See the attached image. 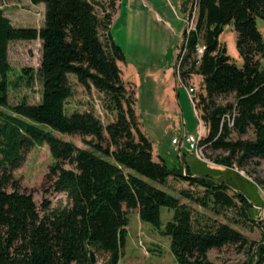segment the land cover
<instances>
[{
  "label": "trees",
  "instance_id": "obj_1",
  "mask_svg": "<svg viewBox=\"0 0 264 264\" xmlns=\"http://www.w3.org/2000/svg\"><path fill=\"white\" fill-rule=\"evenodd\" d=\"M31 1L45 3L42 28L14 26L0 6V264H95L97 251L108 254V264H118L129 213L137 210L142 221L161 228L164 206L175 210L164 233L171 237L178 264H216L209 257L212 249L244 248L249 240L243 232L204 213L196 217L193 207L138 176L162 183L180 176L204 189L197 196L182 190L204 209L215 214L236 209V222H255L242 192L231 194L224 181L193 176L188 166L186 175L178 174L163 159H154L153 142L140 127L135 92L122 77L124 50L110 30L118 0H108L102 14L94 0ZM193 9L195 25L183 32L177 74L184 85L194 74L202 77L196 97L208 129L202 144L225 151L216 163L243 167L264 158V37L257 26V18L264 19V0H195ZM230 23L238 33L242 66L220 41ZM37 39L42 42L39 69L24 67L18 80H12L10 43ZM200 45L205 46L201 55ZM70 74L85 89L103 94V106L116 113L115 121L105 126L94 110L66 113L74 94ZM36 77L42 84L40 101L10 105V87L23 78L31 85ZM230 95L233 101L215 99ZM47 127L81 135L91 148L61 139ZM251 128L255 136L244 137ZM44 143L55 159L47 182L52 190L66 193L69 204L52 209L46 200L41 214L33 193L21 190L14 170L34 145ZM67 163L73 167L66 168ZM253 260L264 264V240Z\"/></svg>",
  "mask_w": 264,
  "mask_h": 264
},
{
  "label": "rangeland",
  "instance_id": "obj_2",
  "mask_svg": "<svg viewBox=\"0 0 264 264\" xmlns=\"http://www.w3.org/2000/svg\"><path fill=\"white\" fill-rule=\"evenodd\" d=\"M124 1V0H123ZM134 2L133 0H131ZM187 0H137L138 4L129 5L126 0L113 17L110 27L115 42L124 50L126 60L120 62L122 77L127 87L135 92L136 111L140 120L141 130L153 142L154 159H163L166 165L176 173L186 175V168L193 176L209 175L214 181H224L229 186V193L242 192L251 203L250 213L255 222L248 224L236 222L239 218L236 209L224 210L215 214L198 205L193 199L182 194L188 190L197 195H203L204 189L194 185L180 176L171 175L164 183L138 176L152 186L161 189L179 199L180 203L190 205L195 210L196 217L206 214L216 222L228 223L243 232L249 243L242 249L235 245H227L222 249H212L209 257L216 264H255L253 260L256 250L264 240V158L249 160L240 167L233 165H213L216 158L225 155L223 150H215L205 146L204 157L197 156L196 151H189V144L183 140L181 147L173 144L174 138L181 140L184 135L198 136L200 123L196 108L188 94L187 86L196 88L197 97L202 92L201 76L194 74L188 78L186 85L180 82L177 74L178 55L186 27V16H192L195 0H188L186 13L182 9ZM97 11L102 14L108 0H94ZM135 3V2H134ZM0 6L16 27L42 28L45 24V3L34 4L31 0H0ZM132 9V11H131ZM196 20V19H195ZM195 24V23H194ZM257 26L264 37V19L257 18ZM190 27V26H189ZM188 29V28H187ZM238 33L233 23L225 26L220 41L226 45L232 60L242 66L243 57L237 48ZM42 57V42L37 40H15L9 45V59L13 70L12 80H18L24 67L39 69ZM74 94L66 103V113L94 110L105 126L115 121L116 113L107 111L103 104V94L95 88L87 90L78 82L75 74H70ZM42 94V84L36 77L29 85L27 78L10 87V105H15L26 99L30 103H38ZM218 103L233 101L234 96H217ZM9 110V109H6ZM201 116V108L198 107ZM207 133V125H205ZM51 132L64 140H70L82 148H91L84 142V137L78 134L62 133L51 127ZM204 130V131H205ZM251 128L246 138H253ZM235 137V135H234ZM90 139V136H86ZM258 161V164L256 163ZM55 159L47 143L34 145L26 154L19 168L14 170L21 190L31 192L43 214L42 203L46 200L50 207H64L69 204L67 194L56 192L50 188L46 175ZM216 163V162H215ZM66 168L73 165L67 163ZM9 187V190H12ZM175 210L162 207V227L155 228L151 223L144 222L137 210L129 213V224L125 245L118 264H178L171 249V237L164 233L166 225L173 220ZM109 256L104 251H97L95 264H108Z\"/></svg>",
  "mask_w": 264,
  "mask_h": 264
},
{
  "label": "built area",
  "instance_id": "obj_3",
  "mask_svg": "<svg viewBox=\"0 0 264 264\" xmlns=\"http://www.w3.org/2000/svg\"><path fill=\"white\" fill-rule=\"evenodd\" d=\"M195 11L192 12V16L190 17V15H187L186 16V27L188 28V30H190L191 28L194 27V23H195V18H196V9H194ZM190 26V27H189ZM205 49V46L204 45H200L198 46L197 50H198V53L201 55L203 53ZM177 70H178V66H177ZM187 91H188V94L196 108V112H197V115H198V119H199V123H200V128H199V132H198V136H195L194 134H189V135H184L183 138H181V140H178L176 138L173 139V143L174 144H179V147H181L182 145V142L183 140H185L186 143L189 144V151L190 152H193L194 150L196 151L197 153V156L201 159H205L207 160L205 157H204V154H203V151L202 149L205 147V144H202V140L204 139V137L206 136V132L204 131V127H205V123L204 121L202 120L200 114H199V111L196 107V104H197V95L195 94L196 93V88L194 86H187ZM209 163L213 164V165H218L217 163L215 162H212V161H209L207 160Z\"/></svg>",
  "mask_w": 264,
  "mask_h": 264
},
{
  "label": "crops",
  "instance_id": "obj_4",
  "mask_svg": "<svg viewBox=\"0 0 264 264\" xmlns=\"http://www.w3.org/2000/svg\"><path fill=\"white\" fill-rule=\"evenodd\" d=\"M125 1V0H124ZM123 0H118V5H117V10H116V12H115V14H114V16L116 15V13H119V10H120V8H121V5L123 6V4L125 3ZM134 2H132L131 0H126V6H127V9L129 10V5L130 6H132L133 4H138V2H137V0H133ZM186 2H188V0L187 1H185L184 3H183V5H182V9L185 11V5H186ZM131 11H132V9H131ZM185 13H186V11H185ZM113 16V17H114ZM122 72H123V70H122ZM200 76V75H199ZM201 80H202V77H201ZM206 127V126H205ZM205 127H204V129H205ZM205 132H206V130H205ZM172 142H173V140H172ZM174 144V143H173ZM176 145V144H175Z\"/></svg>",
  "mask_w": 264,
  "mask_h": 264
},
{
  "label": "water",
  "instance_id": "obj_5",
  "mask_svg": "<svg viewBox=\"0 0 264 264\" xmlns=\"http://www.w3.org/2000/svg\"><path fill=\"white\" fill-rule=\"evenodd\" d=\"M181 47H182V44H181ZM181 50V49H180Z\"/></svg>",
  "mask_w": 264,
  "mask_h": 264
}]
</instances>
